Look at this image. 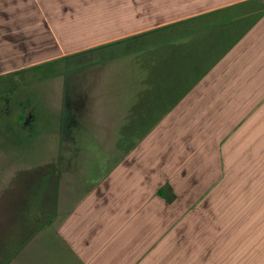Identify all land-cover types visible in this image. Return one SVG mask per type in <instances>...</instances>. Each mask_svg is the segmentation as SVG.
I'll list each match as a JSON object with an SVG mask.
<instances>
[{"label": "crops", "instance_id": "1", "mask_svg": "<svg viewBox=\"0 0 264 264\" xmlns=\"http://www.w3.org/2000/svg\"><path fill=\"white\" fill-rule=\"evenodd\" d=\"M249 1L0 0V74L92 58L59 82L56 152L36 160L51 167L25 170L4 207V264H247L237 196L264 239V7ZM38 48L56 51L27 62Z\"/></svg>", "mask_w": 264, "mask_h": 264}, {"label": "rangeland", "instance_id": "2", "mask_svg": "<svg viewBox=\"0 0 264 264\" xmlns=\"http://www.w3.org/2000/svg\"><path fill=\"white\" fill-rule=\"evenodd\" d=\"M68 7L74 9L72 5ZM247 7L262 9L264 0L249 1ZM40 49L38 48L36 54L30 55L26 61L44 58L56 51ZM131 50L132 43L126 45L121 51L128 53ZM145 54L146 51H141L135 57H142ZM129 56H125L123 64L125 68H131V57ZM80 58H85V56L78 57L77 55L70 60L65 58L38 60L33 64L23 66L20 70L0 74V232L4 227L6 204L10 201L18 202L23 198L19 190L26 184L24 175L27 171L25 170H40L52 165L50 161L36 160L56 152V148L48 145L47 140L51 126L55 123L54 103L59 82L65 78L66 88L70 63L79 61ZM90 60L92 58L89 56L80 61L83 63ZM109 63H111L110 66H114V61ZM33 107L36 115L32 123H28L27 126L26 111L30 112ZM159 115L157 113V117ZM146 131V129L136 130V135L141 136ZM107 148L113 152L114 156L116 155L114 146H107ZM27 183L30 185L29 202H34L36 200L34 191H37V186L40 188L44 184L36 178L30 179ZM29 204L34 205V203ZM244 205L243 197L237 196L236 209L238 215L243 218L244 226H236L237 235L234 247L237 253H244L249 248L247 264H264V239L259 241L257 238L260 228L259 209L249 208L247 205L244 207ZM245 236H249L247 240ZM2 250L4 246L0 249V264H4Z\"/></svg>", "mask_w": 264, "mask_h": 264}]
</instances>
